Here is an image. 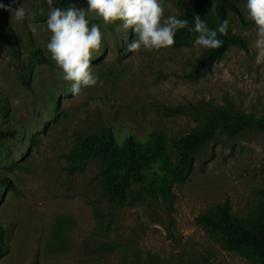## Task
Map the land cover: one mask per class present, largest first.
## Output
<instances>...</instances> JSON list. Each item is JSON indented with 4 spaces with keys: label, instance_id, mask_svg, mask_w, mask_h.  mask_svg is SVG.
I'll return each instance as SVG.
<instances>
[{
    "label": "rangeland",
    "instance_id": "rangeland-1",
    "mask_svg": "<svg viewBox=\"0 0 264 264\" xmlns=\"http://www.w3.org/2000/svg\"><path fill=\"white\" fill-rule=\"evenodd\" d=\"M192 1L163 0L164 17L180 15ZM234 1L249 21L247 0ZM77 6L88 7L86 0ZM20 7L25 18L17 22L13 12ZM47 15L45 0H0V34L8 39L0 38V128L16 130V137L0 140V177L11 181L0 187V226L9 246L0 264H255L221 247L195 218L226 200L238 219L256 215L263 199L264 131L212 139L192 155L184 180L160 164L145 166L144 184H132L118 207L108 201L100 160L76 151L79 139L106 128L119 143L130 135L145 142L159 131L175 165L173 141L203 128L209 105L264 114V53L255 47L254 24L229 11L231 30L248 41L249 52L233 46L210 69L191 75L204 49L194 42L129 52L131 30L117 33L89 14L103 34L91 61L99 80L73 96L47 51ZM35 47L54 64L38 63ZM91 101L102 107L92 109ZM164 178L171 201L156 190ZM103 242L116 247L105 249Z\"/></svg>",
    "mask_w": 264,
    "mask_h": 264
},
{
    "label": "trees",
    "instance_id": "trees-1",
    "mask_svg": "<svg viewBox=\"0 0 264 264\" xmlns=\"http://www.w3.org/2000/svg\"><path fill=\"white\" fill-rule=\"evenodd\" d=\"M54 1L63 9L71 5L79 9L77 0ZM229 11L234 12L242 22L252 23L244 20L234 0H193L186 10L176 16L178 19H187L189 23L187 28L176 32L173 45L191 44L195 41L198 34L189 29H194L193 18L196 15H199L210 29H216L225 18H228ZM89 20L91 24L92 20L90 18ZM0 38L8 42L4 35L0 34ZM218 38L223 41L222 45L215 49L204 48L194 62L191 75L210 69L233 46L249 52L248 41L244 37L234 34L230 24L228 34L221 36L218 33ZM9 45L15 56L20 57L21 51L18 45L11 42ZM32 57L41 64H54L38 47L34 48ZM22 83L32 90L29 79L23 77ZM204 119L203 128L194 127L173 141L178 157L175 165L167 152L165 136L159 131H154L145 142L130 135L122 143H119L112 129L106 128L100 134L79 139L76 151L80 158L95 157L100 160L102 165L100 172L108 201L113 207H118L127 200L132 184H144L142 169L145 166L160 164L169 168L176 179L184 180L192 168V155L212 139L218 136H236L249 129L264 131V114L241 112L231 105L225 107L209 105L205 109ZM14 137H16V130L0 128V140ZM165 179L156 190L167 201H171L174 193ZM3 185L10 186L11 181L0 177V187ZM261 193L263 199L258 212L246 222L238 219L232 213L228 200L200 213L195 218V222L224 249L238 251L242 255L252 258L255 264H264V187L261 189ZM99 218L101 225L105 226L106 223L101 214ZM102 247L114 249L116 244L103 242ZM8 252L9 246L0 226V258Z\"/></svg>",
    "mask_w": 264,
    "mask_h": 264
},
{
    "label": "clouds",
    "instance_id": "clouds-1",
    "mask_svg": "<svg viewBox=\"0 0 264 264\" xmlns=\"http://www.w3.org/2000/svg\"><path fill=\"white\" fill-rule=\"evenodd\" d=\"M45 2L48 5L46 25L51 33L47 51L60 70V78L70 83L73 96H78L82 88L95 86L99 80L91 61L93 54L101 50L103 34L99 24H90L89 14L105 26H113L117 33L131 30L135 38L127 46L129 52H137L142 47L149 51L169 48L175 43L176 32L187 28L189 23L175 15L165 18L163 0H86V9L71 5L63 10L53 6L54 0ZM245 12L246 19L255 26V47L258 53H264V0H247ZM13 18L23 21V7L13 12ZM193 21L194 29L189 30L198 34L194 41L196 46L215 49L222 45L218 33L228 34V18L216 29H210L199 15ZM90 107L95 109L102 105L91 101Z\"/></svg>",
    "mask_w": 264,
    "mask_h": 264
}]
</instances>
